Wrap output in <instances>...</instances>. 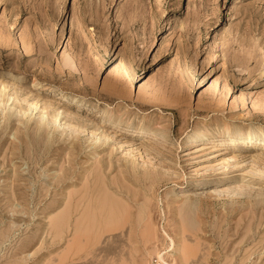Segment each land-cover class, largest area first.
<instances>
[{"label": "rangeland", "instance_id": "1", "mask_svg": "<svg viewBox=\"0 0 264 264\" xmlns=\"http://www.w3.org/2000/svg\"><path fill=\"white\" fill-rule=\"evenodd\" d=\"M191 4L0 0V264H264V0ZM60 107L70 115L53 122ZM249 131L254 147L227 143ZM203 134L217 140L191 144ZM99 165L132 201L130 221L110 249L81 253L80 211L62 238L51 215Z\"/></svg>", "mask_w": 264, "mask_h": 264}, {"label": "bare ground", "instance_id": "2", "mask_svg": "<svg viewBox=\"0 0 264 264\" xmlns=\"http://www.w3.org/2000/svg\"><path fill=\"white\" fill-rule=\"evenodd\" d=\"M191 6H192V4H191V0H188V8H191ZM75 65V64H74ZM5 81V80H4ZM1 82V81H0ZM3 85V88H5V89H7L8 90V88H7V86L5 85V84H2ZM13 85V84H12ZM15 85H16V83H15ZM9 87V86H8ZM1 90H4V89H2L1 88ZM1 93V92H0ZM4 93V92H3ZM4 96H6V94H3ZM9 95V94H8ZM59 95L61 96V98H67L68 100H70L71 102H79L80 100V98L78 99V97H68L65 93H59ZM4 96H2V94H0V98H2V97H4ZM25 97V96H24ZM6 98H8V96L6 97ZM14 99H15V97H13ZM36 98V97H35ZM38 98V97H37ZM12 99V97H10V100ZM14 99H12L13 101H14ZM17 99V98H16ZM22 99V98H21ZM2 100V99H1ZM8 100V99H7ZM38 101H39V99H37ZM37 100H35L34 99V101L35 102H33V100L32 101H30L29 102V105H28V109L29 110H32V114H33V111H34V109H36L37 107H38V101ZM10 102V101H9ZM25 102V101H24ZM28 102V101H27ZM5 103V102H4ZM8 103V102H7ZM11 103V102H10ZM14 103H16V105H17V102H13V104ZM45 103H47V102H45ZM2 104V103H1ZM12 104V105H13ZM39 104H40V102H39ZM48 104V103H47ZM46 104V107L44 106V105H42V107L44 106L45 108H43L42 109V111L44 112V114L42 115V117L39 119V125H40V128H43V127H41V125L42 124H44V123H50V122H48L49 120H47L46 121V119H45V122H43L44 121V115L47 113L46 112V110L45 109H47V107H48V105ZM60 104V103H59ZM4 105H6V104H4ZM9 105V104H8ZM3 106V105H2ZM59 106V105H58ZM58 106H57V108H58ZM61 106V105H60ZM41 107V108H42ZM51 107H52V109H53V105H51ZM11 108V107H10ZM9 108V109H10ZM39 108V107H38ZM50 108V106L48 107V109ZM55 108H56V106H55ZM24 109V108H23ZM27 109V108H26ZM47 109V110H48ZM60 109H61V107H60ZM60 109L59 110H57L56 111V113L55 112H52V113H55L54 114V116L52 115V117H53V119L51 118V120L54 122H56V121H58L59 119L60 120H62L63 118H61V116L65 113L64 111V109H61V110H63V111H60ZM15 110V109H14ZM19 110V109H18ZM36 110H38V109H36ZM10 111H11V109H10ZM23 111H25V110H23ZM28 111V110H27ZM23 112V113H25L24 115H26L27 116V114L26 113H28V112ZM40 111V110H39ZM67 111V110H66ZM5 112V111H4ZM8 112V111H7ZM15 112V111H14ZM68 112V111H67ZM10 113V112H9ZM23 113H20V114H23ZM30 113V114H31ZM40 113V112H39ZM12 114V113H11ZM29 114V115H30ZM36 114H38V113H36ZM49 114V113H48ZM48 114H46V115H48ZM70 115V112L69 113H65V115L66 116H69ZM14 114H12V116H13ZM23 115V116H24ZM28 115V116H29ZM34 115V114H33ZM33 115H30V117L32 118V116ZM5 116V115H4ZM11 116V117H12ZM51 116V115H50ZM21 117H22V115H21ZM29 117V118H30ZM36 117V116H35ZM24 118V117H23ZM23 118H21V119H23ZM30 118V119H31ZM45 118H47V117H45ZM70 118H72V117H70ZM9 119V118H8ZM27 120V119H26ZM26 120H25V122H26ZM38 120V119H37ZM37 120H36V122H37ZM59 120V121H60ZM70 120H72V119H70ZM115 121L116 120H118V119H114ZM29 121V120H28ZM28 121H27V123H28ZM32 121V120H31ZM63 121V120H62ZM118 121H120L121 122V120H118ZM5 122V121H4ZM21 122H23V121H21ZM33 123L35 122V121H32ZM69 123H70V121H68ZM57 123V122H56ZM60 123V122H59ZM64 123V122H63ZM69 123H67V124H69ZM81 123H83V122H81ZM29 124V123H28ZM27 124V125H28ZM35 124V123H34ZM23 125H25L26 126V123L25 124H23ZM37 125V124H36ZM49 125H52V123L51 124H48V126ZM58 125V124H57ZM76 124H74L73 126H75ZM44 126H46L47 127V124L46 125H44ZM53 126V125H52ZM51 126V127H52ZM62 126H63V124H62ZM67 126V129H68V125H66ZM65 126V127H66ZM69 126H70V124H69ZM39 127V126H38ZM60 127V126H59ZM64 127V126H63ZM64 127V128H65ZM78 127H80V126H78ZM78 127H74L75 129L76 128H78ZM29 128V127H28ZM45 128V127H44ZM80 128H82V127H80ZM30 129V128H29ZM34 129V128H33ZM32 129V130H33ZM35 129H36V127H35ZM48 129V128H47ZM60 129H61V127H60ZM59 129V130H60ZM71 129V128H70ZM72 129H73V127H72ZM37 130V129H36ZM45 130V129H44ZM43 130V131H44ZM62 130V129H61ZM78 130V129H77ZM48 131V130H47ZM63 131H64V129H63ZM72 131H74V132H76V130H72ZM153 131V130H152ZM34 132H35V130H34ZM50 132V131H49ZM54 132H55V130H54ZM53 132V133H54ZM67 132V131H66ZM73 132V133H74ZM165 132V131H164ZM45 133V132H44ZM43 133V134H44ZM64 133V132H63ZM77 133H79L78 131H77ZM37 134V133H36ZM47 134V133H46ZM55 134V133H54ZM61 134V133H60ZM108 134V133H107ZM164 134V133H163ZM45 135V134H44ZM48 135H49V133H48ZM70 135V134H69ZM74 135V134H73ZM76 135V134H75ZM227 135V134H226ZM50 136H51V133H50ZM49 136V137H50ZM71 136H72V134H71ZM105 136V135H104ZM220 136V135H219ZM228 136H230V141H228L227 143H233V142H241V141H246V142H249V143H251L250 145H251V147H254V145H255V143L257 142V140H258V137H257V135L256 134H254V132H252V131H249V132H239V133H236V134H229ZM264 136V135H263ZM61 137V136H60ZM51 138H54V137H52L51 136ZM51 138H48L49 140L51 139ZM104 138V137H103ZM105 138H109V137H105ZM228 138V137H227ZM209 139H212V140H217V138H210V137H208L207 135H205V134H203V135H198V136H194V137H192L191 138V144H193V143H197L198 141H205V140H209ZM223 139V138H222ZM45 140H46V138H45ZM75 140V139H74ZM77 140V139H76ZM98 140H100L99 138L97 139V141ZM108 140V139H107ZM48 141V140H47ZM51 141V140H50ZM96 141V142H97ZM260 141V140H259ZM264 141V140H263ZM213 142V141H212ZM264 144V143H263ZM190 145V143H187V144H185V146H189ZM215 146V145H214ZM248 146V145H247ZM132 149V148H131ZM130 149V150H131ZM213 149V148H212ZM133 150V149H132ZM132 150L130 151V152H132ZM135 150V149H134ZM197 150V149H196ZM195 150V151H196ZM199 150V149H198ZM201 150V149H200ZM214 150H216V148H214ZM138 152H139V150H138ZM142 152V151H141ZM197 152V151H196ZM132 154V153H131ZM134 154H135V152H134ZM138 154V153H137ZM188 154V153H187ZM136 155V154H135ZM150 155V154H149ZM128 156H129V154H128ZM127 156V157H128ZM137 156V155H136ZM126 157V158H127ZM140 157H142V155L140 156ZM235 157V156H234ZM234 157H232L231 159H233ZM251 157V156H250ZM125 158V159H126ZM134 158V157H133ZM135 159V158H134ZM148 159V158H147ZM230 159V160H231ZM229 160V161H230ZM254 160V159H253ZM256 160V159H255ZM126 161L128 162V160L126 159ZM144 161V163L143 164H145L147 167H148V164L150 163V164H152V162L149 160V161H145V160H143ZM228 160H224V162H222L223 164H224V166H221L222 168L224 167H226V165L228 166V164L230 163L229 161V163L227 164L226 162H227ZM126 162V163H127ZM99 163V162H98ZM130 163V162H129ZM255 163H256V161H255ZM254 163V164H255ZM131 164H132V160H131ZM142 164V165H143ZM154 164V163H153ZM102 166H104L103 164H101ZM101 165H99V167L98 168H100V170L99 169H97V167L95 168V170L97 169V172H96V174H95V177H94V181L92 182V186H90V184L87 186V190H86V187L84 188L85 190H86V192L84 193V194H82L81 196L80 195H78L77 196V194H75V198H79V196H80V198L77 200V202L76 203H74V201L72 202L71 201V199H70V201L68 202V204L67 205H65V207L62 209V211H60V213L58 214L57 213V215L55 216V217H53L54 216V214L53 215H51L52 216V218L53 219H51V227H50V230H51V228L52 229H54L55 231H56V236H60V238H62V234L63 233H65V231H66V229L67 228H69L70 227V224L71 223H73V222H71L70 223V221H71V218H72V215H73V213L75 212V215H77V213L76 212H79L78 213V215H79V217L75 220V223H74V230H75V236H76V239L75 238H73L72 240L74 241L73 243H71V245H70V249H72V250H75V249H77V251H81V253H86V252H90V250H92L93 249V252L96 250V252H94V253H97V252H102V251H105L106 249H110L111 247H112V244H114V243H107L106 242V240L107 239H110V238H118V235H116V231H118V230H121L122 231V229L125 231V228H123V225H126L125 223L126 222H129L130 221V212H131V210H130V212H129V209H132L131 208V204H132V201L131 202H129L127 199H125V194L123 195V194H120L121 192H122V190L120 191V193H118L119 192V189L122 187L120 184L121 183H118V181L116 180L117 178H115V175H114V179H113V181L112 182H109V180L107 179V176L106 175H104V170L102 171L101 170ZM126 166H128V164H125ZM132 165H134L133 166V168L136 170V168H137V166H135V165H137L136 164V162H135V164L133 163ZM132 165L130 166V167H132ZM161 165V164H160ZM163 165V164H162ZM258 165H259V163H258ZM98 166V165H97ZM128 166V167H129ZM138 166H139V164H138ZM141 166V165H140ZM139 166V167H140ZM150 166V165H149ZM152 167L151 168H154L156 165H151ZM95 167V166H94ZM103 168V167H102ZM105 168V167H104ZM103 168V169H104ZM110 168H111V166H110ZM143 168V167H142ZM162 168V167H161ZM228 168V167H227ZM254 168H255V166H254ZM89 169V168H88ZM106 169V168H105ZM127 168L125 167V170H126ZM129 169V168H128ZM134 169H132V173H133V175H134ZM138 169V168H137ZM145 169V167L143 168V170ZM149 169V167L146 169V171ZM258 169V168H257ZM134 170V171H133ZM156 170V169H155ZM167 170V169H166ZM94 171V170H93ZM92 171V172H93ZM110 171V170H109ZM108 171V172H109ZM121 171V170H120ZM127 172H129L128 170H126ZM139 171H141L140 170V168H139ZM145 171V170H144ZM153 171H154V169H153ZM153 171H152V173H153ZM258 171H260V170H258ZM89 172H91V170L89 171ZM88 172V173H89ZM95 172H93V173H95ZM105 172H107V170L105 171ZM137 172V171H136ZM135 172V173H136ZM149 172H151V170H149ZM148 171L147 172H145L146 173V178H147V175H149L150 176V174L151 173H149ZM155 172V174H156V171H154ZM248 172H250V171H248ZM119 173H121V172H119ZM131 173V174H132ZM144 173V174H145ZM251 173H252V171H251ZM90 174V173H89ZM107 174V173H106ZM128 174V173H127ZM137 174V173H136ZM139 174H141V173H139ZM138 174V175H139ZM142 174H143V172H142ZM257 174V173H256ZM91 175H93V174H91ZM108 175V174H107ZM122 175V174H121ZM153 175H154V173H153ZM94 176V175H93ZM119 176H120V174H119ZM123 176V175H122ZM144 176V175H143ZM224 176V175H223ZM92 177V176H91ZM110 177V176H109ZM121 177V176H120ZM155 177V176H154ZM88 178H90V176H88ZM87 178V179H88ZM123 178H125V177H123ZM110 179V178H109ZM126 179H127V177H126ZM149 179V178H148ZM150 179H151V177H150ZM86 180V179H85ZM90 180V179H89ZM88 180V181H89ZM91 180H92V178H91ZM83 181V180H82ZM120 181L121 182H123L124 183V181H126V180H124L123 179V181H122V179H120ZM90 182V181H89ZM85 183H86V181H85ZM122 183V184H123ZM87 184H88V182H87ZM126 184H127V182H126ZM126 184H124L123 186H124V188L125 187H127V188H129V190L131 191V189H130V187H131V185H129L128 186V184L126 185ZM126 185V186H125ZM112 186H114L113 188H115V189H113L112 188ZM123 188V187H122ZM71 189V188H70ZM79 189H81V188H79ZM78 189V190H79ZM241 189V188H240ZM227 190V189H226ZM248 189H246V191H247ZM251 190V189H250ZM249 190V191H250ZM218 191H219V189H218ZM218 191H216L215 190V195H217V194H221V192L219 193ZM220 191H223V189L222 190H220ZM229 191V190H228ZM233 191V190H232ZM71 192V191H70ZM224 192H225V189H224ZM227 192V191H226ZM244 192H245V190H244ZM253 192V191H252ZM80 193H81V191H80ZM79 193V194H80ZM123 193H124V191H123ZM214 193V192H213ZM230 193L232 194V193H234V192H231L230 191ZM237 193H241L242 194V192H239V190L238 191H236L235 193H234V195L235 194H237ZM246 193V192H245ZM244 193V194H245ZM254 193V192H253ZM258 193V192H257ZM262 193V192H261ZM71 194H72V192H71ZM230 194V195H231ZM129 195V194H128ZM219 195H217V196H219ZM224 195H225V193H224ZM226 195H227V193H226ZM229 195V196H230ZM238 196H239V194H237ZM258 195V194H257ZM67 196V195H66ZM72 196V195H71ZM130 196H131V194H130ZM74 197H71L72 199L74 198ZM137 197V196H136ZM148 197V196H147ZM131 198H132V196H131ZM64 199H66V198H64ZM75 200V199H74ZM138 199L136 198V201H137ZM133 201H134V198H133ZM138 202V201H137ZM137 202H134L135 203V207H136V205L138 204ZM131 203V204H130ZM137 203V204H136ZM60 205H62L61 203H60ZM57 208H60V207H57ZM57 210V209H56ZM133 211V210H132ZM54 212V211H53ZM56 214V213H55ZM77 215V216H78ZM139 216H140V214H139ZM134 218V217H133ZM129 220V221H128ZM133 220V219H132ZM136 220H137V218H136ZM50 221V220H49ZM142 221H143V219H142ZM137 223V222H136ZM136 223H132L133 225L134 224H136ZM142 223V222H141ZM141 223L139 222V225L138 226H141ZM130 224V223H129ZM137 225H135V226H137ZM135 226H132L133 227V229H134V227ZM132 227H131V229L130 230H132ZM129 229V228H128ZM136 229H138L137 227H136ZM70 230V229H69ZM74 230L72 231V232H74ZM129 230V231H130ZM128 231V230H127ZM135 231V230H134ZM4 232V231H3ZM71 232V231H70ZM52 233V231L50 232V234ZM67 233V232H66ZM120 233V232H119ZM132 233V231H130V234H129V237H128V239H129V242H130V244H131V242H132V240H133V234H131ZM3 234V233H2ZM54 234V235H55ZM118 234V233H117ZM8 236H10V234L8 235ZM74 236V237H75ZM123 236H125V235H123ZM1 238H2V236H1ZM56 238V237H55ZM58 238V237H57ZM56 238V239H57ZM124 238V237H123ZM122 238V239H123ZM135 238V237H134ZM62 240V239H61ZM105 240V241H104ZM112 240V239H111ZM110 240V241H111ZM57 242H58V240H56ZM109 241V240H108ZM115 241V240H114ZM120 241H122V240H120ZM125 241V240H124ZM136 243H139V242H137V238H136ZM156 241V240H155ZM70 242V241H69ZM117 242V241H116ZM126 243V242H125ZM132 245V244H131ZM116 246V245H115ZM68 247V249H69V246H67ZM91 248V249H90ZM70 249H69V251H70ZM115 249V248H114ZM117 249V248H116ZM180 250V249H179ZM66 251H68V250H66ZM68 251V252H69ZM76 251V250H75ZM116 251V250H115ZM118 252V251H117ZM81 253H79V256L81 257ZM107 253V252H106ZM114 253V252H113ZM122 253V252H121ZM76 254H78V252H76ZM76 254H75V256H76ZM104 254V253H103ZM70 255V254H69ZM73 255H74V253L72 254L71 253V256H72V258H73ZM85 255H87V254H85ZM102 255V254H101ZM180 255V254H179ZM66 256H68L67 254H65V257ZM71 256H68V257H71ZM106 256V255H105ZM104 256V257H105ZM182 256V255H181ZM63 257V256H62ZM60 258L61 259V261H62V259L64 258ZM76 257H78V256H76ZM81 258H83V256L81 257ZM123 257H121V259H122ZM67 259H69V258H67ZM75 259V258H74ZM77 259V258H76ZM64 260H66L65 258L63 259V261ZM69 262L71 261V260H68ZM68 261H66V262H68ZM65 262V261H64ZM65 262V263H66ZM57 263H60V262H57ZM133 263V262H132ZM61 264H63V262L61 263ZM68 264V263H67ZM176 264V263H175Z\"/></svg>", "mask_w": 264, "mask_h": 264}]
</instances>
